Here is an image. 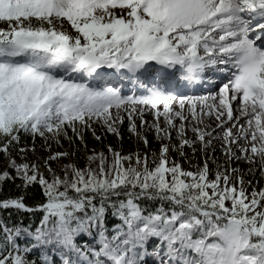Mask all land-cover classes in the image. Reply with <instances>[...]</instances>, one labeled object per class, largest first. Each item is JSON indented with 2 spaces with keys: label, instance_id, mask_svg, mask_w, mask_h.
<instances>
[{
  "label": "snow or ice",
  "instance_id": "6c2138e0",
  "mask_svg": "<svg viewBox=\"0 0 264 264\" xmlns=\"http://www.w3.org/2000/svg\"><path fill=\"white\" fill-rule=\"evenodd\" d=\"M0 23V154L14 173L0 185L21 192L0 210L30 218H0V264H37L35 248L51 249L40 264H264V0H0ZM121 113L130 138L147 147L151 131L158 151L109 145L107 166L93 151L62 175L48 161L75 152L51 153L44 171L13 158L37 137L48 151L73 137L87 150L97 124L120 139ZM185 148L200 154L195 170L169 159ZM109 210L121 221L111 235Z\"/></svg>",
  "mask_w": 264,
  "mask_h": 264
},
{
  "label": "rangeland",
  "instance_id": "374dc122",
  "mask_svg": "<svg viewBox=\"0 0 264 264\" xmlns=\"http://www.w3.org/2000/svg\"><path fill=\"white\" fill-rule=\"evenodd\" d=\"M64 28L65 29L70 28V25L67 22H64ZM109 83H111V82H109ZM124 91L130 92L128 87H124ZM137 107H140V106H137ZM144 107H145L144 114H143L144 121L153 122L155 117L152 115V110L148 106H144ZM172 107H174V108L177 107L175 102L173 103ZM157 110L162 111L163 110L162 105H158ZM121 114L124 116V120H123V123H121L119 125L120 134H121L120 139H118L116 135L108 133L106 130H102L98 124L93 125V127L96 128L97 135H100L102 139H101V141H97V140L93 139L92 135H90V137L92 138L93 141L88 143V149H87L86 153L84 154V156H82L77 161H74V159L70 158L69 156L60 157L57 160H49L48 164L53 169H55L58 174L62 175L63 166L66 164H69V163H76L78 167L85 168L87 166V161H86L85 157H86V155L92 154L93 151H95L96 153L103 152L105 154V156L107 158L105 166H107V161L111 160V154L108 152V147H107L109 145L112 146L114 149L120 151L122 155H127L129 153L138 151L143 156L146 153L150 155V153L152 151H158L161 142L154 139V134L151 131H148L145 133V136L148 140L147 147L142 142L137 143L134 138H130L129 133H128L127 114L126 113H121ZM134 119H135L137 129L139 130L140 125H141V121L138 117H134ZM159 122H160V126L164 127L163 117L159 118ZM145 127H147V125H145ZM68 134H69V136H72L71 130H69ZM186 135L189 138L194 139V136L190 131L187 132ZM73 138L75 139V137H73ZM172 138H173L172 142L177 143L174 132L172 133ZM38 139H40V138L38 137ZM77 140H79V139H77ZM52 146L53 147L50 151L46 150V151L42 152V155L35 154L31 150H29L24 154L23 159H22L21 155L20 156H14L13 155V158L16 160L17 163H22V162H28L29 164H31L33 162L38 163L40 165V169L42 171H44L45 170V159L51 153L63 152L56 145H52ZM216 147H217V151L215 152V155L217 157H220L221 159H223V157L221 156V154L219 152V142H216ZM168 156H169L170 160L172 158H175L177 161H179L181 163L183 169L195 170V168L193 167L195 164H191L190 161L188 160V158L185 159L184 157H180L176 152L172 151L171 149L169 150ZM98 163H99V161H96L91 166L93 168H96L98 166ZM125 166H127V162H125ZM148 166L151 168L154 165L151 162H149ZM236 166H238L244 172H247V169L250 167V165L247 164L246 162H238V164L234 163L233 167H236ZM4 170L11 171V169L6 167V159H5L4 155L0 154V174H2ZM45 175H48V173L46 171H45ZM249 176L250 175H246L245 179L247 180ZM257 176H258V172H257ZM112 222H113V226L121 223V221L117 217H115L114 221H112ZM106 226L109 230L108 234L111 235L112 234L111 229L113 227L110 228L108 225H106ZM77 241H78L77 242L78 244H82L85 242L92 243L93 239L88 237L87 235L81 234L77 237ZM157 243H158V241L155 238L150 239L149 242L147 243L148 250L151 251ZM150 247H152V248H150ZM45 253H50V252L45 251L42 248H35L28 254V258L29 259L35 258L37 260V264H40L39 258L41 257L42 254H45ZM148 258L153 259L154 262L156 261V259L154 257L146 256L144 258L143 264H147L146 259H148Z\"/></svg>",
  "mask_w": 264,
  "mask_h": 264
},
{
  "label": "trees",
  "instance_id": "16d2710c",
  "mask_svg": "<svg viewBox=\"0 0 264 264\" xmlns=\"http://www.w3.org/2000/svg\"><path fill=\"white\" fill-rule=\"evenodd\" d=\"M0 28H6V25L3 23H0ZM91 133L90 132H86L85 133V144L87 146L88 149V143H90L92 140V138L90 137ZM76 139V138H75ZM74 140V143H69V141L64 139H61V145L62 147H57L60 148L63 152L67 151L69 153H73L75 152V155H69L70 158H73L74 161L79 160L82 156H84V154L86 153L87 150H84L83 147L80 145V141L79 140ZM91 139V140H90ZM95 141V140H94ZM24 144L28 145V148L31 150L32 149V141L30 138L28 139H24L22 140L21 146H24ZM43 141H41L40 139H38V137L35 140V148L34 151L31 150L33 153L35 154H39L42 155V152L46 151L43 147H42ZM55 145V144H53ZM53 147V146H52ZM51 147V149H52ZM56 147V148H57ZM29 151V150H28ZM185 153L187 154V158L190 161L191 164H196L198 161H200V154L199 152H197V155L195 158L192 157V153L191 150L188 148H185ZM14 156H20V154L13 152ZM215 155V154H214ZM189 163V164H190ZM10 173H12V170L9 171ZM14 174V173H12ZM247 180H256V177L253 176H249ZM20 183L19 180H17L15 183H13L12 181H5L2 183V185H0V198H8V197H15L21 194L20 190L17 189L16 184ZM257 183L259 184V181H257ZM26 203L31 205L32 201L30 199L26 200ZM158 206V205H154ZM0 218L5 219L6 221H9L10 223H15L16 221H23V223L27 224L29 222V217L26 213L22 214V213H18L15 210H0ZM114 218L111 215V211L109 210L106 213V225H108L110 228L113 227V222ZM115 223V222H114Z\"/></svg>",
  "mask_w": 264,
  "mask_h": 264
},
{
  "label": "bare ground",
  "instance_id": "6f19581e",
  "mask_svg": "<svg viewBox=\"0 0 264 264\" xmlns=\"http://www.w3.org/2000/svg\"><path fill=\"white\" fill-rule=\"evenodd\" d=\"M261 43H264V41H262ZM200 91H202V89H198V90H196V92H200ZM190 94V93H189ZM156 259V258H155ZM146 263L147 264H158V261L156 260L155 262L153 261V259H146Z\"/></svg>",
  "mask_w": 264,
  "mask_h": 264
}]
</instances>
